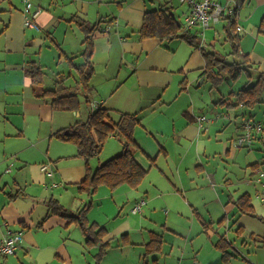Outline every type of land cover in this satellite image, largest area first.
I'll use <instances>...</instances> for the list:
<instances>
[{
  "label": "crops",
  "instance_id": "0c3cea01",
  "mask_svg": "<svg viewBox=\"0 0 264 264\" xmlns=\"http://www.w3.org/2000/svg\"><path fill=\"white\" fill-rule=\"evenodd\" d=\"M4 1L6 0H0V3ZM33 1L42 10L36 19L38 30L25 27L23 10H0V17L11 12L6 21L0 18V74L7 77L14 72L21 78L11 79L6 87V80L0 81V111L9 114L8 108L11 107V111H15L12 112L13 115L22 113L38 119L50 117V112L55 110L45 100L35 96L31 79L26 74L29 63L36 62L44 68L45 87L54 89L47 84L48 55L54 60L59 59L56 63L59 66L58 72L53 73L55 82L58 79L64 86L73 79L77 84L75 73L67 77L74 70H66L67 63L69 64L67 55H73L75 59L79 57L78 50L81 48L78 47L83 46L86 37V32L72 21L75 18L90 27L101 24L100 30L92 34L94 75L90 81L91 95L88 104H92L93 109L87 119L94 110L102 106L111 111L113 122L123 113L136 114L140 120V125L134 132L135 144L131 147V152L147 175L138 189L129 185L124 187L126 184L120 186L127 190L116 199L125 198L127 202L110 201L114 210L120 209L126 203L128 205L120 209L118 216L110 214L116 219L115 222L120 223L108 229L109 233L104 240L111 241V247L107 249L100 264H189L192 260H198L196 262L199 264H231V254L237 247L229 240L232 248L228 249L230 255L225 261L223 252L216 247L217 241L220 237L226 238L230 229H235V233L251 232L246 236L248 239L252 238L251 234L256 229L264 234L261 230L262 224L260 227L253 224L256 219L264 217L263 206L257 203L256 208L253 205L257 215L255 218L241 214L235 204L238 197L245 193L250 194L248 189L251 185L261 187L260 190L255 189V195L264 188L253 178H244L243 182L235 183L228 176L224 178L222 172L220 173L221 169L211 170L210 161L216 160L215 155L220 154V151L212 150L207 145L210 138L206 139L204 133L209 129H199L193 109L187 107L167 113L173 97L178 99L184 90H190V85L181 87L179 80L175 78L178 75L168 68L175 62L176 56V52L170 49L169 42L176 39L143 40L139 37V31L146 11L158 9L166 3L173 8L172 0ZM219 1L231 7L236 4V0ZM186 11L187 9L182 12V21ZM112 18L115 19L114 22L108 23L107 20ZM223 20L226 22V19ZM237 20L238 26L242 28L240 53L249 56L253 66L251 70L256 72L252 74L255 81L257 73L264 72V0H251L249 5H242L238 10ZM107 26L109 31H105ZM188 53L190 54L187 57ZM180 63V70L183 73L189 72L187 76L192 71H201L200 77H203L206 60L201 50L196 48L186 52ZM175 85L179 86L178 89ZM76 86H64L61 91H74ZM10 87L13 88L11 92L8 90ZM189 94L191 95L190 91ZM221 99L214 104L218 113L213 120L209 119L208 126L213 129L220 127L221 122L225 126V123H233V119H236L235 139L231 137L230 140H219L223 153L225 151L227 155L236 157L238 150L233 142L242 133L244 120L256 118L250 112L244 111L247 108H228L223 104L217 106ZM79 114L81 112H76L77 116ZM169 118L172 121L167 128L155 125L156 120L165 125ZM63 128L65 127L54 126L56 131L53 130L49 137L53 138V134ZM3 135L5 139L0 144V239L8 231H22L23 240L15 255L0 254V264H96L98 247L86 244L79 225L70 218L58 215L45 219L49 212L47 203L50 196L24 190L18 177L29 159L22 156L20 151L9 147L7 142L9 136L13 135L11 132L5 131ZM1 137L2 134L0 139ZM220 137L225 138V133ZM263 140L264 130L255 138L252 147L247 149L259 147ZM38 144L39 142H30L29 147ZM121 146L122 150L118 154L123 151L122 143ZM258 150L262 153V158L264 146ZM76 153L75 150V154L71 156L76 157ZM254 164L264 168L261 159ZM12 167L18 170L13 173V177L6 178L5 174H10ZM41 171L52 181V190L64 187V183H80L87 173L80 161L60 168L44 165ZM244 173L251 174L249 169H245ZM240 184L242 188L238 187L235 193L229 190ZM114 197L113 195L112 199ZM141 198L147 201L143 213H131L133 206ZM64 207L76 214L79 206L69 207L65 204ZM99 217L91 216L90 213L87 215L90 223L106 227L105 223L110 216L106 213L103 220L100 213ZM223 217L225 218L220 223ZM204 224L211 226L205 229ZM156 234L163 237L164 244L166 234L171 237L172 245L176 237L185 239L188 242L185 243L187 253L176 256L161 255L164 244L161 252H155L150 243ZM197 237L201 241L195 246L194 240Z\"/></svg>",
  "mask_w": 264,
  "mask_h": 264
},
{
  "label": "rangeland",
  "instance_id": "374dc122",
  "mask_svg": "<svg viewBox=\"0 0 264 264\" xmlns=\"http://www.w3.org/2000/svg\"><path fill=\"white\" fill-rule=\"evenodd\" d=\"M22 1L23 0H6L4 2H1L0 10L7 9L11 10V12L23 10L24 4ZM250 1L251 0L245 1V6L249 5ZM172 6L177 19L180 23H182V12L185 11L187 7L181 4L179 0H172ZM11 12L2 15L0 18H4V20L6 21L7 17ZM224 21L225 20H222L218 24L214 25L212 29L206 31V41L204 47L208 49V52L218 51L222 54H227V52H230V47L224 40V25L226 23ZM169 47L170 49H173L174 53L176 52V56L175 62H173L168 68L173 71L176 75H178L175 78L179 80V84L181 87H188L190 85L189 91L191 92V95L189 94V91L184 90L182 94L180 92L181 95L178 99H175V97H173L171 106L168 107L169 110H167V113H174L176 111L183 110V108L185 109L187 107H190V109L194 110L196 116L206 115L207 119L213 120V118H215L216 114L218 113L216 107L214 106L215 102H217L218 99H221L222 96H228L232 92L239 91L243 86L247 84L249 80L253 81L255 79L253 75L250 78L249 73L247 71H242L241 75L237 79H225L218 87H213L212 83L206 78H204L205 76L200 77L201 71H192L190 72L191 75L187 76L189 72L183 73L180 70V67H182L180 63L182 60V56H184L186 52L191 51V49H196L195 45H190L182 39H176L174 41L169 42ZM78 48H81L80 50H78L79 52L84 50L83 46H79ZM189 54L190 53H188L187 57L189 56ZM232 57L233 56L230 57L231 60H233ZM57 61H59L58 58L54 60L51 55H48L47 63L49 65H47V70L49 72V78L47 84L51 88L62 92V87H73V85L76 86L77 84L76 82H74L75 80L73 79H71V81L65 80V82H67L66 84H64V86L62 81H59L58 79H56L55 82L56 77L53 73L58 72L57 70L59 66L58 64L56 65ZM81 63L82 57L80 56L74 60V64ZM66 70H74L73 72L77 76V72L75 71L76 69L71 65L70 62L69 64L67 63ZM251 73L254 74L256 72L253 70ZM11 79L20 80L21 78H18V76L14 72L9 73L7 77L3 74H0V81L6 80L4 87L9 86ZM175 86L178 89L179 86ZM8 90L11 92L13 88L10 87V89ZM2 95L5 97L4 94ZM80 97L82 105L77 111H51L50 117H47L46 119H43L42 117L38 119L37 117L24 116L22 113L13 115L12 112L15 111H11V107L8 108L9 114H5L3 113V111H0V135L2 134L0 144L3 143V140L5 139L3 135L4 132H11L13 135L9 136L7 142L9 147H11L12 150L20 151L22 156H26L25 158L29 159V161L26 162L25 169L19 174L18 177V180L23 185L24 190H27L32 194L41 195L45 193L46 195L50 196L49 198L57 199L60 201V203L62 202L63 204H61L63 206L65 204L69 207L79 206L77 207V210L84 207L86 204H91L88 212L91 214V216L96 215L98 218H100L99 216L101 213V218L103 220L106 213L110 216L108 221H106L105 223L106 228L109 229L120 223L119 221L115 222L116 219H113L110 214L118 216L119 212H121L120 209L123 206L128 205V203H126L125 205L121 204V206H123L120 209L116 208L114 210V207L112 206L110 201H112V203L113 200L114 202L117 201V203L127 202L125 198L116 199L118 198V195L127 190V188L118 187L112 190L107 186H101L93 195L90 196L88 193L80 190L77 186L69 185L63 182L65 184L64 187L52 190L50 188V186L52 185V181L46 174L41 171V167L44 165H51L53 168L54 166H56V168H60L69 164H73V162L75 161L82 162L85 168L87 169V165L84 159L75 157V155L74 157L71 156V154H75V150L77 151L75 145L65 143L55 137H49L53 130L56 131V129H53L54 126H62L66 128L75 125L78 120L85 121L87 119V116L89 112H91V110L93 109V106L92 104L86 103L82 96ZM217 106L221 105L218 104ZM78 111L81 112V114L77 116L76 112ZM244 111H246L247 113L250 112L252 115H254L256 121L259 120L264 123V101L255 106L254 108L246 109ZM238 114H240V112ZM25 121L26 125L24 126ZM171 121V118H169L167 119V124L163 125L160 120H156L155 125L159 128H167L170 125ZM208 123H206L205 128L206 130H209L204 133L206 139L210 138L207 145L209 147H212V150L220 151V154L215 155L216 160L211 159L212 161H210L211 170L215 171V169H221L220 173L222 172L224 178L225 176H228V178L235 183L237 181L243 182L247 178L254 179L259 174V171L264 172V168L262 166L253 167L255 162H260L262 153L258 150V148L260 147L261 149H263L262 143H259V147H255L253 149L236 148L238 150L236 157L227 155L225 151V154L223 153V149L221 148V142H219V140L221 139L222 141H226L227 139L230 140L231 137H234L235 139V130L237 126L236 119H233V123H225V126H223V122H221L220 127H215L213 129H210V125L208 126ZM223 133H225V138L220 137V135ZM112 138L113 137H109L106 140L103 150L98 157H93L90 159L88 164L90 168L93 167V170L97 168L100 162L108 160L109 158L115 156L122 150V146L119 140L117 138ZM30 142H39V144L35 147H29ZM250 164H252V166H250ZM245 169H249V172L251 174L248 173L245 175ZM17 170L18 168L12 167V172L10 174H5L6 178H10V176L13 177V173ZM57 182L60 181L57 180ZM241 185L242 184L237 185L232 189L230 188L229 190L232 193H235L234 191L238 190V187L242 188ZM124 187L128 186L125 185ZM249 188L250 189H248V191L251 194L250 196L251 200L254 203L253 205L258 208L259 204L263 206L262 209H264V202L260 200L258 201L255 195V189L260 190L261 187H255L254 185H251V187ZM51 195H53V197ZM113 195L115 196L114 199H112ZM258 219H256L253 224L254 226L258 227H260V225L262 224L261 230L264 233V217L262 216ZM234 231L235 229H230L227 235L228 238L226 237L237 247V250L233 251V254H231L233 256L231 264H264V234L260 233L256 229L253 230L254 234H251L252 238L254 239H248L246 238V236L250 235L251 232L247 231L244 233H235ZM193 232L195 233L196 231L194 230ZM242 235L245 237H242ZM170 238L171 237L169 236V234L165 235V244L163 248V253H161V255L163 254L164 256H167L171 254L176 256V254L182 255L183 253H187V246L185 245L187 241L185 239L181 237H176L174 245H172V240ZM244 240L247 242L245 243ZM200 241V238L197 237L194 240L195 246L199 245ZM203 253L205 254V252ZM186 256L189 257V255ZM193 257H195V255H193Z\"/></svg>",
  "mask_w": 264,
  "mask_h": 264
},
{
  "label": "trees",
  "instance_id": "16d2710c",
  "mask_svg": "<svg viewBox=\"0 0 264 264\" xmlns=\"http://www.w3.org/2000/svg\"><path fill=\"white\" fill-rule=\"evenodd\" d=\"M245 1L246 0H236V12H238ZM35 7L39 8L37 6ZM23 14L25 15V21L27 17H31L26 13L25 7L23 9ZM37 18L33 19L35 27L27 26L24 22L25 27L38 30L39 27L36 23ZM114 20L115 19L112 18L107 21L112 24ZM72 21L75 22L82 31L86 32V37L83 41L84 50L79 54V56L82 57V63L74 64L75 58L67 55L68 61L77 72L76 89L74 91L62 93L55 89L46 88L44 80L45 72L41 65L36 62H31L26 69V74L31 79L35 96L45 100L54 110L77 111L82 102L80 96L84 98L85 102H90V81L94 75V64L92 61L94 43L92 34L100 30L101 24L98 23L94 27H90L79 19L73 18ZM181 25L182 23H180L175 16L173 8L169 7L168 3H166L158 9L145 12L139 31V37L143 40L158 39L160 41L182 39L190 45H195L198 49L200 47L198 34L182 32ZM224 40L230 47V52L227 54H222L218 51L208 52L207 48L201 49L206 60V66L202 75L212 83L213 87H218L225 79H237L242 71H247L250 78L252 77L251 69L253 66L249 56L240 53L241 34L240 30H238L237 14L226 18V23L224 25ZM231 56H233V60L230 59ZM71 75H74L73 71L70 72L67 77ZM226 97L227 98H222L218 103L227 105L228 108L242 107L252 109L262 103L264 101V72H258L257 80H249L239 91L232 92ZM139 125L140 120L137 115L129 113L121 114L119 119L113 122L111 111L100 106L89 115L85 122H77L73 126L55 132L52 137L65 143L75 145L77 148L76 157L82 158L86 162V177L83 181L74 185L90 196L101 186H107L114 190L126 184L134 189H138L147 175V172L137 163L131 152V147L135 144L134 132ZM109 137L117 138L123 144V151L104 162H100L97 168L92 170L88 164L90 159L99 156ZM261 160L262 165H264V151ZM254 166L256 165L254 164L253 167ZM235 204L241 214L257 218L249 193H245L238 197ZM90 205L91 204H86L74 214L70 209L64 207L59 200L50 198L47 203L49 212L45 219L51 215H58L70 218L73 222H76L84 234L86 244L98 247L96 264H100L107 249L111 247V241L104 240L109 233L106 227H99L88 221L87 215ZM224 218L225 217L219 222L221 223ZM209 226L211 225L204 224L205 229H209ZM151 241L150 247H152V250L161 252L162 245L164 244L163 237L156 234ZM216 247L223 252L222 257L225 261L227 258L229 259L228 255L230 254L228 249L232 248V243L229 242L225 236L220 237Z\"/></svg>",
  "mask_w": 264,
  "mask_h": 264
},
{
  "label": "built area",
  "instance_id": "2783aa9c",
  "mask_svg": "<svg viewBox=\"0 0 264 264\" xmlns=\"http://www.w3.org/2000/svg\"><path fill=\"white\" fill-rule=\"evenodd\" d=\"M182 4L187 7V11L184 14L182 21V32L197 33L199 36V50L204 49L206 37L205 33L207 30L213 28L214 25L226 19L228 16L235 15L236 4L231 7L228 4H223L219 0H179ZM26 13L31 17H27L25 24L30 27H35L33 19L37 18L41 10L34 6V1L23 0ZM109 26L105 27V31H109ZM238 30H242L238 26ZM209 122L206 115L196 116V123L199 129H206V123ZM242 133L233 142V146L237 149L250 148L252 147L255 138L262 133L264 125L260 121H256L252 118L244 120L242 124ZM46 170V167H43ZM10 171V168L7 169ZM257 184L262 185L264 188V172L259 171L256 178L253 179ZM257 199L264 202V189L259 191L256 195ZM147 201L141 198L132 208L131 213L142 214ZM23 240L22 231H8L7 235L0 239V254L3 256L15 255L18 248L20 247ZM189 264H199L198 262H191Z\"/></svg>",
  "mask_w": 264,
  "mask_h": 264
}]
</instances>
